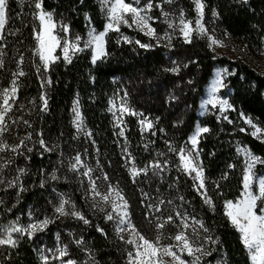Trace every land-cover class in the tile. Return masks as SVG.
<instances>
[{
	"label": "snow or ice",
	"instance_id": "snow-or-ice-1",
	"mask_svg": "<svg viewBox=\"0 0 264 264\" xmlns=\"http://www.w3.org/2000/svg\"><path fill=\"white\" fill-rule=\"evenodd\" d=\"M174 2L175 0H99L100 9L105 16L102 29L97 30L91 24L90 14L85 13L89 25L86 36H82L72 32L70 23L63 20L58 22L54 18V10H46L45 0H28L32 8L29 14L33 21L32 32L35 41L31 49V63L41 89L38 98L40 103L37 105L36 98H32L27 106L19 103L21 78L29 74L24 69L23 53H20L16 60V69L12 71L8 85L0 86V185H4L6 192L8 189L14 190L16 203H19L22 193L29 190L25 183V178L29 175L27 162L31 161L35 152L41 157L53 152H58L59 155L58 167L51 171L44 168L38 170L39 188L44 189L49 181L59 182L62 178L64 180L68 178L67 175L62 177L59 174L61 168H65L64 150L61 145L49 143L45 139L43 128L37 130L32 121L25 118L26 115L36 113L37 110L39 113L49 110L50 97L47 90L53 85L50 73L57 62L71 64L74 57L86 50L90 51V62L94 66L98 62L107 60L110 55L108 51L110 34L115 36L116 44H134L146 52L157 48L171 51L175 48L174 40L182 39L184 44L190 45L194 37L206 39L207 47L212 51L227 47L231 33L227 29H222L221 36L215 26L211 29L207 26L205 20L207 0H191V10L195 13L191 18L188 10L183 7L179 11L165 9V4L172 5ZM236 3L247 5L249 0H236ZM156 9L159 10L158 16L154 15ZM219 21H222L221 13L216 8H212L211 23L216 25ZM10 22L9 0H0V42H5L0 43V70L5 69L4 58L7 55L5 31ZM156 22L166 25L163 31H158L154 26ZM124 27L141 34L147 40L142 41L125 34L122 31ZM253 27L258 26L253 25ZM17 32L19 29L10 30L8 34L16 35ZM261 40L264 41V37H261ZM244 47L247 48V45ZM194 62L189 61V63ZM187 67L188 63L181 64L169 58V64L162 67V71L179 76L182 69ZM234 75L236 73L227 67L214 70L200 101L201 115L212 111L218 121L234 123L226 113L236 112L237 106L222 94V90L228 87L227 78ZM90 79L95 82L96 78L90 76ZM187 83L191 85L194 81L189 79ZM251 87L255 88L256 85L253 83ZM129 97L127 87L117 89L108 100V111L114 118V128L118 129L115 134L124 138L123 144L120 145L121 155L124 161L123 167L131 182L133 184L147 182L151 186L152 179L159 181L155 194L140 189L142 197L140 204L145 209L144 219L149 225L154 226V237L145 235L133 221L130 202L119 181L113 183L104 170L98 158L99 148L96 149L97 159L94 166L82 158L83 154L80 151H76L74 156L67 157L66 171L76 175L81 187H84L86 179L87 186L84 187L81 198L88 205L93 216L101 214L106 223L113 225L116 239L124 245V264H211L207 258L218 250L221 238L208 226L203 217L196 214L191 200L179 191L180 177L189 178L190 190L199 196L202 205L215 211L216 204L207 187L209 177L203 159V149L200 147L201 140L205 134L211 132V128L197 122L186 140L177 142L174 139H165L167 151H157L151 160L139 166L137 158L130 151L129 141L125 135L124 117L138 118L137 123L142 138L145 133L151 136H156L157 132L166 135V130L158 128L161 119L159 116L151 118L150 114L146 115L143 111H138L129 103ZM167 99L172 103L178 101L179 97L171 93ZM71 113V122L77 136L83 134L85 138H91L93 132L86 125L78 94L72 101ZM239 117L249 127L250 135L264 142V123L259 118L246 115L242 109L239 110ZM180 124H183V120L175 122L173 126ZM21 126H23L22 133ZM239 131L243 133L247 129L240 127ZM13 136L14 140L10 141ZM92 144H96L94 139ZM150 144H155V141L149 140L145 143V151L149 150ZM235 151L238 157H242V188L235 198L223 200V215L238 233L239 241L247 253L246 259L251 264H264V157L255 154L250 147L240 143L236 144ZM84 153H87V149H84ZM169 154H174L175 162ZM210 155L214 156L215 153ZM21 159L25 162V166L17 163ZM13 165H15L14 170ZM235 167L234 163L228 165V169ZM9 170L14 171L10 179L5 176ZM98 170L99 175L96 174ZM173 170L177 175L168 183L166 190L168 195L165 196L161 193L160 186L165 183L166 177L170 176ZM228 176L229 172L225 171L218 180L210 181L217 190L218 196L224 195L220 181H226ZM102 185L106 187L102 189ZM36 186L33 184V187ZM173 190L177 193L175 196L172 195ZM53 191L55 192L56 189L53 188ZM4 203V200L0 199V205ZM47 203L51 205L50 215L47 209L40 215H37L34 209H30L27 212V222H22L20 216L6 223L0 222V256L4 257V261H11L13 253L18 254L21 244L27 239L36 244L34 251L37 253L39 264H98L94 255L95 250L87 247L85 236L81 234L77 237L74 229L68 232L70 243L86 253V259L78 260L71 254L70 243L62 240L60 232L56 233L55 242L51 246H41L39 235L46 233L50 225L57 221L72 219L82 222L85 227H92V219L67 193H57L56 198L49 199ZM15 207L16 204H13L6 211L11 212ZM167 225H171L175 231L166 232ZM95 229L105 239L108 238V233L100 224L97 223ZM221 264L227 262L222 261Z\"/></svg>",
	"mask_w": 264,
	"mask_h": 264
},
{
	"label": "trees",
	"instance_id": "trees-1",
	"mask_svg": "<svg viewBox=\"0 0 264 264\" xmlns=\"http://www.w3.org/2000/svg\"><path fill=\"white\" fill-rule=\"evenodd\" d=\"M175 7L188 10V15L193 17L195 13L191 10V0H175ZM205 20L209 29L216 27L222 36V29H227L231 33L229 41L240 45L248 54H255L264 49V0H249L247 5H240L236 0H207ZM11 9V22L7 26L5 35L7 37L5 56V69L0 70V86H7L11 80V73L16 69V60L20 53L24 55V69L29 74L21 78L22 87L19 93V103L26 106L32 98H36L39 105L40 86L35 70L32 67L31 49L35 45L33 38V21L30 16L32 8L28 0H9ZM46 10H54V18L59 22L63 20L71 25L72 32L86 36L89 22L85 19V13L90 14L91 24L101 30L105 22L99 0H45ZM216 8L222 17V21L216 25L211 23V9ZM20 13L21 15H17ZM256 25L258 27H253ZM19 29L16 35H9L10 30ZM158 31H161L158 28ZM135 38L146 41L147 38L141 34H130ZM5 43V42H0ZM175 48L171 51L164 48H157L152 51L139 49L136 45L115 43V36L110 34L108 51L110 53L107 60L92 65L90 62V51H85L73 58L71 64L57 62L50 73L53 85L49 88V110L45 113H36L25 118L30 119L34 127L38 130L43 128L45 139L49 143H58L64 150L65 168H61L60 175H67V180L63 178L59 182L49 181L44 189L38 187L40 176L38 170L44 168L51 171L58 167V152L46 153L41 157L38 152L32 155L30 162H27L29 175L25 178L26 187L29 189L22 193L19 203H16L14 190H4V185H0V199L4 204L0 205V222L6 223L8 220L20 216L22 222H27V212L34 209L37 215L48 210L51 214V205L47 203L49 199H55L54 193H67L73 200L77 201L78 207H82L86 214L92 219V227H85L82 222L71 223L68 219L57 221L50 225L49 230L39 236L42 245H51L55 242L56 233H61L64 242L70 243L68 232L75 230L78 237L83 234L87 241V247L93 248L98 264H124V245L119 242L115 235L111 223H106L101 214L95 216L88 209L81 198L83 187L77 181L74 173L66 171L67 157L74 156L76 151H80L82 158L89 164L95 165L97 159L96 149L99 148V160L107 171L111 181H119L124 193L131 205L133 221L141 231L154 237V226L149 225L144 219L145 209L141 206L140 189L150 191L155 194L158 180L152 179L151 186L147 182L133 184L129 179L126 169L123 167L124 161L121 155V147L124 138L115 133L114 118L108 111V100L119 88L127 87L130 97L129 103L138 111H143L151 118L159 116L161 119L158 128H164L166 135L157 132L156 136L145 133L143 138L137 123L138 118L134 116L124 117L125 135L129 141V148L137 158L139 166H143L153 158L157 151H167L164 143L165 139H174L182 142L194 130V126L199 122L202 126L211 128V132L205 134L201 140L200 147L203 149V159L207 166L209 182L207 184L209 193L213 196L216 204L215 211L209 210L202 205L199 196L191 191L190 179L181 176L179 181V191L192 202L196 214L203 217L209 227L213 228L216 235H219L221 242L218 250L213 252L207 259L211 264L223 258L227 264H251L246 259V250L239 241V235L223 215V200L235 198L242 188V158L237 156L235 146L237 143L246 145L251 150L264 157V143L256 140L250 135V129L239 117V110L242 109L246 115L259 118L264 123V75L257 72L251 65L242 60H230L217 56L207 47V42L203 39L193 38L190 45L184 44L181 39L174 40ZM247 45V48L244 46ZM215 57V59L213 58ZM169 58L181 64L188 63L187 68H183L179 76L171 73H164L162 67L169 64ZM189 61H195L189 63ZM229 68L236 75L227 79V84L232 90L230 100L237 106L236 112H228L226 115L233 120L229 124L224 120H217L215 115L199 118L197 115L201 98L205 87L217 68ZM95 76V82L90 79ZM192 79L193 84L187 81ZM115 81V82H114ZM151 82V83H149ZM256 87H251L252 84ZM175 93L179 97L176 102L169 103L168 96ZM79 95L85 122L93 132L91 138H85L83 134L77 136L72 125V101ZM186 105L188 107H186ZM183 120V124L174 127V123ZM240 127H245L247 131L241 133ZM23 126H21V133ZM63 133V135H61ZM75 137V138H74ZM96 144H92V140ZM14 140V136L10 141ZM149 140H154L155 144L149 145V150L145 151L144 144ZM87 149V153H84ZM215 153L214 156L210 155ZM10 155V154H9ZM175 162L174 154H169ZM109 161L111 162L109 164ZM25 166L23 159L17 162ZM234 163L235 169H228V165ZM13 170L15 165L12 166ZM229 172L226 181H220L223 196L217 195L211 180H218L223 172ZM99 175V170L96 173ZM14 171L5 173L10 179ZM177 173L175 170L166 177L165 183L161 185V193L168 195L166 191L168 183L172 182ZM33 184L37 185L33 187ZM103 188L106 185H102ZM53 188L56 191H53ZM177 193L172 191V195ZM12 208L7 212V208ZM191 211V208H189ZM167 212L165 213V215ZM100 224L108 233V238L96 231L95 225ZM166 232L175 231L171 225H167ZM41 245V246H42ZM35 243L27 239L21 244L17 253H13L11 261L5 262L0 256V264H39L37 253L34 251ZM72 245L70 244V251ZM86 257V253H83Z\"/></svg>",
	"mask_w": 264,
	"mask_h": 264
},
{
	"label": "rangeland",
	"instance_id": "rangeland-1",
	"mask_svg": "<svg viewBox=\"0 0 264 264\" xmlns=\"http://www.w3.org/2000/svg\"><path fill=\"white\" fill-rule=\"evenodd\" d=\"M173 4L172 5L165 4L164 7H165L166 10L176 9L177 11H179V8L175 7ZM154 15H157V16L159 15V10L158 9L154 10ZM154 26L157 27V29L159 28L161 31H163V29L166 27V25H164L162 23H159V22L154 23ZM122 31L125 34L129 35V36H131L130 34H138L137 32H135L133 30H130V29L126 28V27L122 28ZM132 37L135 38L134 36H132ZM203 40L206 41V39H203ZM57 51L59 52V49ZM213 52L219 57L228 58L230 60H242L245 63L251 65L257 72H259L260 74L264 75V54H261L262 52H264V49L261 52H258V53H255V54H248V52L245 51L244 49H242L240 47V45H237V44H235V43H233L231 41H228L227 42V47L217 48ZM226 83H227V80H226ZM205 89H206V87H205ZM222 94H224L226 96V98L230 99V96L232 94V90L228 86V87H226L225 89L222 90ZM197 115H198L199 118L202 119V118H204L206 116L214 115V114L212 113V111H209L207 114L201 115L200 107H198ZM258 168H259V166H258ZM86 186H87V181L85 179L84 187H86ZM84 187H83V192H84ZM102 189H103V187H102ZM56 195H57V193H54L55 198H56ZM68 221H70L72 224L73 223H77L76 221H74L72 219H68ZM112 228H113V225H112ZM43 234H45V233H43ZM43 234H40L39 236H42ZM69 241H70V239H69ZM51 245H49V246H51ZM71 245H72V250L70 252L75 258H77L78 260L86 259V257L83 256V254L80 251V249L76 248V246L73 245V244H71ZM222 261H225V260L223 258H220L219 260H217V262L215 264H221Z\"/></svg>",
	"mask_w": 264,
	"mask_h": 264
}]
</instances>
